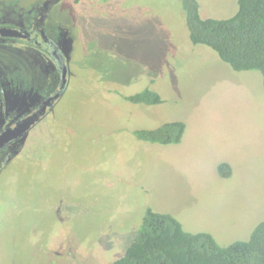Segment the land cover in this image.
<instances>
[{
  "label": "rangeland",
  "instance_id": "1",
  "mask_svg": "<svg viewBox=\"0 0 264 264\" xmlns=\"http://www.w3.org/2000/svg\"><path fill=\"white\" fill-rule=\"evenodd\" d=\"M42 1L0 0V28L40 36ZM196 1L201 18L237 9ZM40 24L67 73L0 169V264H111L146 208L221 246L247 240L264 220L261 74L193 45L179 0H55ZM54 68L43 46L0 35V117L40 96ZM145 88L161 102L123 98ZM169 121L185 125L179 143L133 134ZM222 163L231 175L219 174Z\"/></svg>",
  "mask_w": 264,
  "mask_h": 264
},
{
  "label": "trees",
  "instance_id": "2",
  "mask_svg": "<svg viewBox=\"0 0 264 264\" xmlns=\"http://www.w3.org/2000/svg\"><path fill=\"white\" fill-rule=\"evenodd\" d=\"M179 1L190 42L210 48L235 71H258L264 88V0H237L236 12L222 19L201 18L196 0ZM123 98L135 104L161 102L149 88ZM184 129L183 122L169 121L133 134L145 142L168 145L179 143ZM218 172L227 177L230 166L222 163ZM111 264H264V220L247 240L221 246L211 234L187 232L171 214L146 208L131 243Z\"/></svg>",
  "mask_w": 264,
  "mask_h": 264
},
{
  "label": "flooded vegetation",
  "instance_id": "3",
  "mask_svg": "<svg viewBox=\"0 0 264 264\" xmlns=\"http://www.w3.org/2000/svg\"><path fill=\"white\" fill-rule=\"evenodd\" d=\"M55 0H44L40 4H36L35 7L38 11V17L39 22L43 20L47 16V13L50 11V5ZM39 22L35 23L36 25V33L38 30L41 29L40 36H37V34L33 32H29L24 29H13L17 31H26L27 34L24 37L29 42L36 44L38 46H43V48L46 50V52L51 57L53 63H54V76L49 74L48 80H45L43 85V90L40 93V96H38L35 100L31 101L27 104V106H21L17 108V110H12L11 113L7 114V110L3 117L0 120V133L3 130H10L14 129V127L24 121L28 116L34 114L38 110H40L42 107V113L39 115V118L31 123V126H34L38 120L44 116V114L47 112V110H51L54 102L56 99L51 101V97L55 94H61L64 87V79L66 77V64L63 59L62 52L58 49L57 44L55 43L54 39H50L45 32L43 31V26H39ZM33 33V34H32ZM22 38V37H17ZM49 89V90H48ZM3 94L4 90L0 89V111L4 108L3 104ZM29 127V129L31 128ZM28 129V130H29ZM25 134V133H24ZM22 134L21 136H23ZM21 136L14 137L7 141L1 148H0V169L6 165L11 160V155L17 150L16 146L19 144V139Z\"/></svg>",
  "mask_w": 264,
  "mask_h": 264
},
{
  "label": "water",
  "instance_id": "4",
  "mask_svg": "<svg viewBox=\"0 0 264 264\" xmlns=\"http://www.w3.org/2000/svg\"><path fill=\"white\" fill-rule=\"evenodd\" d=\"M26 31H17L10 28H0V35L1 36H9V37H22L26 36ZM60 94H55L51 97V101L56 99ZM43 108V107H42ZM38 110L34 114L28 116L24 121L18 123L14 129L10 130H3L0 133V148L10 139L21 136L22 134L26 133L29 127L32 125L34 121L39 118V115L42 113L43 109ZM31 124V125H30Z\"/></svg>",
  "mask_w": 264,
  "mask_h": 264
}]
</instances>
